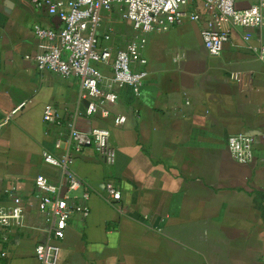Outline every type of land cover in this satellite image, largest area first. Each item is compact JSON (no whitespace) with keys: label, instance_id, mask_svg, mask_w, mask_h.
<instances>
[{"label":"crops","instance_id":"crops-1","mask_svg":"<svg viewBox=\"0 0 264 264\" xmlns=\"http://www.w3.org/2000/svg\"><path fill=\"white\" fill-rule=\"evenodd\" d=\"M254 5L264 16V0L235 1L239 10ZM196 12L203 14L202 2ZM103 15L101 42L114 55L130 43L133 26L117 7ZM206 20L149 35L147 63L134 65L148 73L140 96L124 86L108 117H87L78 79L40 73L28 59L58 47L33 32L35 24L57 30V18L28 0H0V208L12 205L14 190L25 209L23 228L0 227V264H38L35 248L46 242L48 225L34 181L60 180L61 170L43 154H69V123L83 132L109 130L117 159L110 168L91 150L70 153L89 213L73 215L59 264H261L264 61L256 50L264 21L257 28L223 26L228 40L212 58L201 38ZM98 68L111 77L110 66ZM46 105L58 109L59 125L44 123ZM117 116L126 118L123 126L115 125ZM239 134L256 140L252 164L229 153L228 138ZM107 179L122 192L115 205L102 196Z\"/></svg>","mask_w":264,"mask_h":264},{"label":"built area","instance_id":"built-area-1","mask_svg":"<svg viewBox=\"0 0 264 264\" xmlns=\"http://www.w3.org/2000/svg\"><path fill=\"white\" fill-rule=\"evenodd\" d=\"M37 10H46L51 18H57L59 28L52 30L39 24L33 26L38 40L48 44L58 42V47H50L31 59L40 73H51L61 78H76L80 83L79 95L87 99L85 115L108 117V105L118 99V89L129 86L136 97L148 73L135 70L134 65H146L143 52L152 34L165 33L181 26L186 20L197 22L203 16L206 26L201 30L202 42L212 58L221 55L228 40L229 28H257L264 21L261 6L254 5L245 10L235 7L236 0H28ZM203 4V14L196 12ZM119 8L132 24L134 33L126 48L112 54L111 49L102 45L100 30L104 13ZM107 39V38H106ZM248 40V36H245ZM257 58L264 61V43L256 50ZM111 68V77L103 76L98 65ZM58 109L46 105L43 121L48 125H59ZM126 123L124 116L115 118L116 126ZM66 141L68 155L61 158L44 153L43 160L61 170L57 183L44 176H38L34 185L40 198L38 211L48 225L47 240L35 248L38 264H59L60 243L65 238L66 229L74 214L87 216L89 194L83 190V182L71 169V155L91 150L103 158L106 166L116 165V148L109 130L94 129L83 132L68 125ZM264 139V132L260 135ZM256 140L251 135L239 134L228 138L227 146L231 157L240 164H252ZM59 145V142L57 143ZM70 153H72L70 155ZM81 189V190H80ZM80 190V191H79ZM78 194H75L77 193ZM12 205L0 208V227L20 229L25 226V209L22 199L14 190ZM107 203L115 205L122 199L120 188L107 179L102 193ZM2 257L6 253L1 254ZM264 264V255L260 258Z\"/></svg>","mask_w":264,"mask_h":264}]
</instances>
